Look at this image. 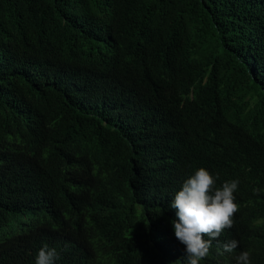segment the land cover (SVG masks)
<instances>
[{"label": "trees", "instance_id": "obj_1", "mask_svg": "<svg viewBox=\"0 0 264 264\" xmlns=\"http://www.w3.org/2000/svg\"><path fill=\"white\" fill-rule=\"evenodd\" d=\"M200 167L260 190L264 264V0H0V264H186Z\"/></svg>", "mask_w": 264, "mask_h": 264}, {"label": "clouds", "instance_id": "obj_2", "mask_svg": "<svg viewBox=\"0 0 264 264\" xmlns=\"http://www.w3.org/2000/svg\"><path fill=\"white\" fill-rule=\"evenodd\" d=\"M217 179L218 176L200 167L184 181L170 204L178 218L172 221L175 237L185 246L186 264H214L212 242L221 234L224 243L218 245L217 254L234 253L236 257L235 261L224 264H251L250 251L241 252L236 248L254 220L260 190L240 187L239 180L234 178L223 179L222 186L217 187ZM104 212L108 214L105 209ZM72 226L79 232V228ZM59 259L56 248L44 244L35 264H56ZM175 264H180L179 259Z\"/></svg>", "mask_w": 264, "mask_h": 264}]
</instances>
